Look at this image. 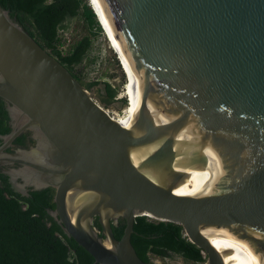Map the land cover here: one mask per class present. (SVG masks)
Wrapping results in <instances>:
<instances>
[{
	"label": "water",
	"instance_id": "95a60500",
	"mask_svg": "<svg viewBox=\"0 0 264 264\" xmlns=\"http://www.w3.org/2000/svg\"><path fill=\"white\" fill-rule=\"evenodd\" d=\"M96 3L132 84L129 127L0 4V97L11 126L0 134V164H19L1 166L11 187L53 188L50 214L93 264H154L131 243L140 215L180 225L206 264L222 262L200 225L228 264H264V0ZM25 130L35 144L6 151Z\"/></svg>",
	"mask_w": 264,
	"mask_h": 264
},
{
	"label": "trees",
	"instance_id": "16d2710c",
	"mask_svg": "<svg viewBox=\"0 0 264 264\" xmlns=\"http://www.w3.org/2000/svg\"><path fill=\"white\" fill-rule=\"evenodd\" d=\"M3 9L44 49L55 57L87 89L105 85L103 102L118 100L117 88L109 81H85L86 75L76 69L89 54L94 39L103 29L88 0H0ZM77 18L86 31L66 44L67 21ZM95 61V59H93ZM115 61L118 63L116 57ZM9 116L0 97V134L10 132ZM25 133L15 142H22ZM54 189L28 190L24 195L15 191L8 176L0 173V264H93L94 258L73 238L66 235L53 218ZM93 225L100 230L97 219ZM125 221L111 222L114 236L119 239ZM131 243L137 255L146 262L150 257L180 256L193 263H203L199 247L183 234L180 225L156 220L146 215L136 216Z\"/></svg>",
	"mask_w": 264,
	"mask_h": 264
},
{
	"label": "rangeland",
	"instance_id": "374dc122",
	"mask_svg": "<svg viewBox=\"0 0 264 264\" xmlns=\"http://www.w3.org/2000/svg\"><path fill=\"white\" fill-rule=\"evenodd\" d=\"M68 28L64 34L66 38V44L69 41L78 39L86 33L82 27V23L77 18H72L67 21ZM115 57L118 63L115 61ZM95 59V61H93ZM76 69L82 70L86 75L85 81L99 80L109 81L117 88V99L125 101V104H121L120 107H115V104H106L107 110L111 115H118L120 118L125 113L126 105L130 104L126 99L129 97L131 92H127L128 86L126 83V75L120 64V60L117 58V54L114 52L110 45V40L106 33L99 35L94 39L93 46L83 60V62L78 65ZM98 87H102L101 84L96 87L88 89L94 98L100 102H103L101 97V92ZM104 103V102H103ZM205 261L203 263H193L187 261L180 256H172L168 258H160L157 256H151L150 259L154 264H206V254L203 252Z\"/></svg>",
	"mask_w": 264,
	"mask_h": 264
},
{
	"label": "bare ground",
	"instance_id": "6f19581e",
	"mask_svg": "<svg viewBox=\"0 0 264 264\" xmlns=\"http://www.w3.org/2000/svg\"><path fill=\"white\" fill-rule=\"evenodd\" d=\"M93 5L95 6V9L100 17V20H101V23L102 25L104 26V29L107 33V36L110 40V45L112 47V49L114 50V52H117L119 53L120 55V59L122 61V64L124 66H122V69L124 70L125 72V75H128L127 77V86L129 87L127 92H131V94H129V97L126 96V99L128 102H130V104L126 105L125 107V113L124 115H122L120 118H118L119 116L117 115H112L123 127H129L130 125V122H131V118H132V114H133V92H132V84H131V81H130V77H129V74H128V70H127V67H126V64L110 34V32L108 31L102 17H101V14H100V11H99V8H98V5L96 3V0H91ZM117 54V53H116ZM127 73V74H126ZM109 112V111H108ZM110 113V112H109ZM29 181H34L35 180V177H32V178H28ZM197 230L199 231V233L205 238L207 239L211 244L212 246L215 248V250L217 251L220 259H221V262L222 264H228V260H227V257H226V253H225V250H224V246L223 244L221 243V241L218 239V237L216 236V234H214L213 232L209 231L208 229L204 228L203 226H198L197 227Z\"/></svg>",
	"mask_w": 264,
	"mask_h": 264
},
{
	"label": "flooded vegetation",
	"instance_id": "af4514ba",
	"mask_svg": "<svg viewBox=\"0 0 264 264\" xmlns=\"http://www.w3.org/2000/svg\"><path fill=\"white\" fill-rule=\"evenodd\" d=\"M99 88V91L101 92V97H102V100H104V98H106V94L103 92L102 88L101 87H98ZM110 104H115V107H120L121 104H124V103H121V100H114L112 101ZM25 133V137L23 138V141L22 142H15V139L12 141V143L7 146L6 148V151L8 152H15L17 150H21V149H28L30 148L31 146H33L35 144V140L34 138L32 137V134H31V131L29 130H25L22 132V134ZM21 135V134H20ZM19 136V135H18ZM2 144V141L0 140V145ZM3 168H17L19 166V164H15V163H11V164H4V165H1L0 164V173H3L2 172V167ZM8 181H9V177H8ZM18 182H22L21 179H17ZM30 189V187H28V190ZM96 219V218H95Z\"/></svg>",
	"mask_w": 264,
	"mask_h": 264
},
{
	"label": "built area",
	"instance_id": "2783aa9c",
	"mask_svg": "<svg viewBox=\"0 0 264 264\" xmlns=\"http://www.w3.org/2000/svg\"><path fill=\"white\" fill-rule=\"evenodd\" d=\"M88 3L90 4V6L93 9L94 13H96L95 10H94V5H93L92 1L91 0H88Z\"/></svg>",
	"mask_w": 264,
	"mask_h": 264
}]
</instances>
